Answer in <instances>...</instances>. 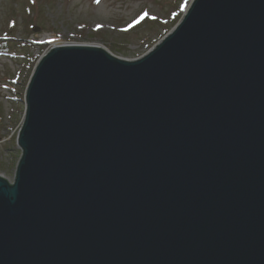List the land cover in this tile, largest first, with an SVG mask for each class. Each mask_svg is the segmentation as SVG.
Wrapping results in <instances>:
<instances>
[{
	"label": "water",
	"instance_id": "1",
	"mask_svg": "<svg viewBox=\"0 0 264 264\" xmlns=\"http://www.w3.org/2000/svg\"><path fill=\"white\" fill-rule=\"evenodd\" d=\"M16 144L0 264H264V0H194L133 62L54 47Z\"/></svg>",
	"mask_w": 264,
	"mask_h": 264
},
{
	"label": "rangeland",
	"instance_id": "2",
	"mask_svg": "<svg viewBox=\"0 0 264 264\" xmlns=\"http://www.w3.org/2000/svg\"><path fill=\"white\" fill-rule=\"evenodd\" d=\"M194 0H0V178L21 157L27 85L52 47L93 45L126 62L143 58L181 23Z\"/></svg>",
	"mask_w": 264,
	"mask_h": 264
},
{
	"label": "trees",
	"instance_id": "3",
	"mask_svg": "<svg viewBox=\"0 0 264 264\" xmlns=\"http://www.w3.org/2000/svg\"><path fill=\"white\" fill-rule=\"evenodd\" d=\"M9 48L6 46L5 41H1L0 43V51H7Z\"/></svg>",
	"mask_w": 264,
	"mask_h": 264
},
{
	"label": "bare ground",
	"instance_id": "4",
	"mask_svg": "<svg viewBox=\"0 0 264 264\" xmlns=\"http://www.w3.org/2000/svg\"><path fill=\"white\" fill-rule=\"evenodd\" d=\"M188 10H189V9H188ZM188 10L186 11L185 15L187 14ZM185 15H184V16H185ZM184 16H183V18H184ZM183 18H182V20H183ZM177 27H178V26H177ZM177 27H176V28H177ZM176 28H175V29H176ZM175 29H174V30H175ZM166 37H167V36H166ZM166 37H165V38H166ZM165 38H164V39H165ZM164 39H163V40H164ZM163 40H162V41H163ZM162 41H161V42H162ZM161 42H160V43H161ZM160 43H159V44H160ZM159 44H158V45H159ZM91 46H93V45H91ZM155 48H156V47H155ZM155 48H154V49H155ZM154 49H152V51H153ZM152 51H150L149 53H151ZM149 53H148V54H149ZM107 54H108V53H107ZM148 54H147V55H148ZM147 55H145V56H147ZM110 56H111V55H110ZM145 56H144V57H145ZM114 58H115V57H114ZM34 71H35V70H34ZM14 177H15V175H14ZM10 185H11V184H10Z\"/></svg>",
	"mask_w": 264,
	"mask_h": 264
},
{
	"label": "built area",
	"instance_id": "5",
	"mask_svg": "<svg viewBox=\"0 0 264 264\" xmlns=\"http://www.w3.org/2000/svg\"><path fill=\"white\" fill-rule=\"evenodd\" d=\"M9 184H12L13 183V181H14V177L12 178V179H5Z\"/></svg>",
	"mask_w": 264,
	"mask_h": 264
}]
</instances>
